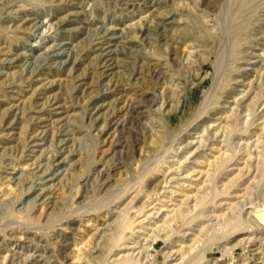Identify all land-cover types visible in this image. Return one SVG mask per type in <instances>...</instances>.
<instances>
[{
  "label": "rangeland",
  "instance_id": "obj_1",
  "mask_svg": "<svg viewBox=\"0 0 264 264\" xmlns=\"http://www.w3.org/2000/svg\"><path fill=\"white\" fill-rule=\"evenodd\" d=\"M127 251L264 264V0H0V264Z\"/></svg>",
  "mask_w": 264,
  "mask_h": 264
},
{
  "label": "bare ground",
  "instance_id": "obj_2",
  "mask_svg": "<svg viewBox=\"0 0 264 264\" xmlns=\"http://www.w3.org/2000/svg\"><path fill=\"white\" fill-rule=\"evenodd\" d=\"M240 27H238L237 29H239ZM237 29H235V30H237ZM234 30V31H235ZM140 109V108H139ZM230 140V139H229ZM229 144V143H228ZM231 148V147H230ZM225 152V151H224ZM201 197V196H200ZM203 198H204V196H203ZM203 198L201 197V198H199L198 200H203ZM198 200H196L195 202H194V205L196 206V203L198 202ZM207 201V200H206ZM193 204V203H192ZM191 206V205H190ZM202 207V206H201ZM180 213V212H179ZM180 215V214H179ZM182 215V214H181ZM176 216V215H175ZM185 216V215H184ZM178 217V216H177ZM180 217V216H179ZM182 217V216H181ZM248 217V216H247ZM237 218V217H236ZM250 218V217H249ZM174 219H176L177 220V218H175L174 217ZM242 220V219H241ZM236 221H240V220H236ZM254 221L255 220H252V222H251V224H253L252 225V227L251 228H253L255 231L257 230L256 228H259V224L258 223H254ZM185 222H187V221H185ZM233 222H234V220H233ZM258 222V221H257ZM235 223V222H234ZM239 223V222H238ZM238 223H235V224H237L238 225ZM263 225V224H262ZM204 227V226H203ZM232 227V226H231ZM255 227V228H254ZM162 228V227H161ZM158 230V229H157ZM175 232V231H174ZM253 233H254V231H253ZM131 248V247H130ZM171 252H172V250H170V251H167V252H165L164 253V257H165V260H167L168 258H169V256H171L172 257V254H171ZM120 254V253H119ZM142 254V253H141ZM141 254H140V257H138L139 255H138V253L136 254V255H134V252L133 251H127V252H125V253H121V255H120V257H118V258H112L111 259V261L112 262H116V261H118V262H120V264H145V263H148V264H152L153 263V259H147V257L149 256H147V255H145V256H141ZM195 254V253H194ZM117 255V253H113L111 256H116ZM138 255V256H137ZM174 255V254H173ZM180 255V254H179ZM184 255L185 254H183V253H181V255L178 257V259H177V261H175L173 264H193V263H195L194 262V259L197 257H188V258H186V260L184 259L185 257H184ZM119 256V255H118ZM200 259V258H199ZM142 260H144V261H142ZM169 260V259H168ZM200 261V260H199ZM263 262V261H262Z\"/></svg>",
  "mask_w": 264,
  "mask_h": 264
}]
</instances>
